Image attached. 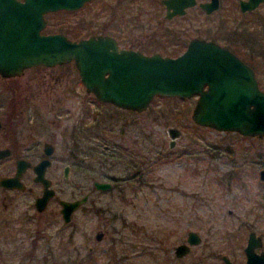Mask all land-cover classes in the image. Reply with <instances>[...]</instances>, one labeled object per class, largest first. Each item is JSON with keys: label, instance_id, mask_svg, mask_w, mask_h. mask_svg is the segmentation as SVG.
<instances>
[{"label": "rangeland", "instance_id": "374dc122", "mask_svg": "<svg viewBox=\"0 0 264 264\" xmlns=\"http://www.w3.org/2000/svg\"><path fill=\"white\" fill-rule=\"evenodd\" d=\"M154 2L155 0L129 3L125 0H90L82 7L59 16L62 17L63 23L69 24L75 31H80V35L85 34L83 28L87 26L91 27L94 34L101 33L103 28L107 31L115 24V18L119 17L121 20L129 21L122 22L124 32L127 34L124 44L140 46L141 41L149 38L155 30L156 33L161 34L165 27L171 30L180 25L176 20L160 24L162 9ZM139 8H142L143 13L137 16V20L130 19V16H136L134 13ZM263 13L262 6L254 12L240 13L234 2L221 0L219 8L207 19H202L200 16L196 21V12H190L188 16L195 18V22L192 20L194 25H198L196 22L200 20L201 23L203 20V24L196 26V30L191 32L193 35L219 37L228 34V30L236 24V21L248 20L249 29L254 26L259 29L260 25H254L252 21L260 20ZM59 16L52 15L46 19V22L51 24L57 21ZM133 21L136 23H130ZM133 24L137 29H132ZM245 34L250 39L249 32L245 31ZM167 35L169 39L175 36L171 31ZM161 37L159 36L158 39ZM253 39L256 41L258 36ZM256 70L257 77L264 84V63L261 59ZM49 71L52 75L55 73L57 78L47 79L51 87L46 85L41 88L44 91L41 98L58 100L57 103L61 106L70 105L78 114L83 103L90 104L94 110L108 111L112 116H116L111 118L112 129L123 128L124 132L119 143L131 146L133 140H136L133 146L140 147L143 152L151 149L153 161H156L154 160L156 150L160 155L157 163L152 164L150 170L143 172L142 178L147 180L146 184L139 186L135 183L134 177H131L133 186H120V191L113 189L111 192L99 194L104 201L111 202L113 211L121 209L126 219L129 217L136 219L135 233L128 232L129 237L124 241L125 243L132 239L134 247L127 250L122 249L125 246L123 244L120 245L121 248L118 247L119 254L126 250L129 256L120 264H223L220 259L222 254L228 256L233 264H243L242 248L246 242L247 232L251 229L261 237V248H264V199L262 198L264 181L259 182L257 173L260 165H264V136L261 138L242 136L237 132L217 131L194 124L190 119V113L195 97L155 96L148 110L141 113L117 109L102 103H87L85 100H92L94 97L77 84V76L70 64ZM34 72L36 71L25 72L20 80L27 79ZM35 87L36 85L30 84L32 90ZM123 122L126 124L124 127ZM169 126L179 129L172 148L168 147L169 137L166 133ZM145 132L149 133L146 137ZM112 135L110 132L105 133L109 140L114 138ZM98 139L91 138L95 142ZM224 146H228L230 150L223 149ZM183 148L194 150L195 154L189 157L188 154L178 155ZM82 156L84 157L83 154L78 155V157ZM61 161L65 163L68 160ZM111 168L110 173L119 176L133 172V169L125 167L120 162H116ZM60 169L61 163L58 171ZM228 171L234 180L229 187L221 185L215 179V176L225 175ZM87 176L79 166L70 164L65 181H61L58 173L60 189L57 193L63 198L80 196L86 188ZM121 191L128 198V204L120 201L118 194ZM75 216L81 217V213ZM58 224L56 213V223L48 230L52 231ZM79 228L77 227L73 233L71 242L78 246L83 244V235L88 234L86 230L89 227L80 223ZM189 230L195 231L200 236V242L190 245L185 255L174 257L172 248L184 242L186 232ZM106 242L105 240L101 243V247H106ZM49 243L51 246L56 244L57 238ZM107 252L109 250L99 248L95 263L92 264H110L107 260L113 263L116 257Z\"/></svg>", "mask_w": 264, "mask_h": 264}, {"label": "flooded vegetation", "instance_id": "af4514ba", "mask_svg": "<svg viewBox=\"0 0 264 264\" xmlns=\"http://www.w3.org/2000/svg\"><path fill=\"white\" fill-rule=\"evenodd\" d=\"M207 1L209 0H194L193 4L184 7L183 13H175L168 17L167 11H171L172 8H166V4L161 0H155L154 4L162 9L160 24L176 20L180 25L171 28V30L165 27L161 34L156 33L155 30L149 38L141 41L140 46L131 43L124 44L127 34L124 32L122 22L124 23L126 20H121L119 17L115 18L116 22L111 29L106 31L103 28L101 33L96 34L112 36L119 48L137 49L144 54L157 52L167 56H176L181 53L193 38L213 41L228 48L248 64L254 71L258 87L264 91V84L256 75L257 70L243 58L249 52L248 46L242 37L235 33L244 28L248 20L245 22L236 21V24L228 30V34L225 36L202 37L192 34L196 30V26L203 24V20L201 23L199 20L196 22L198 25H194L192 20L195 22V18L188 16L189 13L196 12V21L198 18L200 19V16L202 19H207L219 8L221 2L218 0L217 7L206 13L198 6V2ZM228 1L234 2L240 13L254 12L259 6L264 8L260 3L254 9L242 12L238 6V0ZM142 13V8H139L134 13L136 16L132 15L130 19L137 20V15ZM132 29H137V26L133 24ZM157 31L159 30L157 29ZM170 31L175 35L171 39L167 35ZM159 36L160 39H158ZM66 64L71 65L77 76V84L85 90L72 61L53 66L39 64L23 68L19 74L0 75V264H92L95 263L96 252L99 248L109 250L107 254L116 257L113 263L111 260H107L108 263L120 264L129 257L125 251L134 247L132 239L125 243L124 241L129 237L128 232L135 233L136 219L134 217L126 219L124 211L121 209L113 211L111 202L104 201L99 197V194L111 192L113 189L120 191V186H133L131 177H134L135 183L139 186L146 184L147 180L142 178L143 172L150 170L152 164L157 163L160 155L156 150V157H154L156 161H153L150 154L151 149L143 152L140 147L133 146L136 144V140H133L131 146L119 143L124 132L123 128L121 130L112 129L111 118H116V116H112L108 111L94 110L90 104L83 103L78 114L77 110L71 108L70 105L61 106L60 103H57L58 100L41 98L44 94L41 88L46 85L51 87V83H48L47 79L56 80L57 78L56 74L52 75L49 69L62 67ZM29 70L36 72L27 79L20 80ZM30 84L36 85L34 90L30 88ZM191 97L196 99L197 95ZM85 102L107 104L117 109L136 113L147 111L150 104L143 110L135 111L119 108L112 103L97 100L95 97L92 100H85ZM122 125L126 126L124 122ZM169 127L166 129V133L170 138ZM176 129L179 134V129ZM109 132L114 137L110 140L105 136V133ZM144 135L146 137L149 133L145 132ZM262 136L251 137L261 138ZM91 138L99 139L95 142ZM169 140L168 147L172 148L174 142L170 146ZM58 154H63V156L58 157ZM81 154L84 157H78ZM64 159L68 161L65 163L61 161ZM116 162L133 169V172L125 176L110 173L111 167ZM60 163L61 169L58 171ZM70 164L79 166L88 175L87 185L84 184L83 188L85 185L86 188L82 189L80 196L63 198L57 193L60 189L57 176L59 173L61 181H65L68 177ZM40 167H43L42 175L46 183L37 178L36 170ZM261 169H264V165H260L257 171L259 182L264 181V179H259ZM95 173L97 175H94ZM94 181L106 182L109 186L106 189H99L95 187ZM48 191L51 193L45 199L44 204L42 206L37 204V199L43 192ZM118 197L120 201L128 204L129 200L124 192L121 191ZM80 198L83 199L71 211L69 220H63L60 212L61 201ZM56 213L59 224L55 229L49 231L48 229H51L52 225L56 223ZM77 213H81V217H76ZM80 223L89 229L86 230L88 234L84 233L83 235V244L78 246L71 242L73 233L77 227L79 228ZM56 238L57 243L51 246L49 242ZM105 240L107 241L106 247H101V243ZM121 244L125 245L122 249L126 250L119 254L118 247ZM172 253L174 257L178 258L174 254V247Z\"/></svg>", "mask_w": 264, "mask_h": 264}, {"label": "water", "instance_id": "95a60500", "mask_svg": "<svg viewBox=\"0 0 264 264\" xmlns=\"http://www.w3.org/2000/svg\"><path fill=\"white\" fill-rule=\"evenodd\" d=\"M88 0H0V75L19 74L23 68L73 62L85 90L97 100L135 111L145 109L154 96L188 98L197 95L191 109L193 123L217 131L241 135H264V91L258 85L253 69L228 48L204 39H191L176 56L137 49L119 48L107 34H91L72 39L63 32H43L44 14L57 10H75ZM167 16L181 14L194 0H161ZM264 0H238L240 11H250ZM218 0L198 2L206 13L215 9ZM169 145L178 130L168 128ZM43 178V167L36 170ZM264 179V169L259 171ZM99 189L109 184L94 181ZM51 192L37 199L42 206ZM83 198L61 201L63 220ZM200 242L193 230L186 232L184 242L174 246L177 257L185 255L190 245ZM261 237L248 231L242 248L243 264H264ZM260 248L259 251L256 249ZM223 264H233L222 254Z\"/></svg>", "mask_w": 264, "mask_h": 264}, {"label": "trees", "instance_id": "16d2710c", "mask_svg": "<svg viewBox=\"0 0 264 264\" xmlns=\"http://www.w3.org/2000/svg\"><path fill=\"white\" fill-rule=\"evenodd\" d=\"M128 3L129 2H135V1H139V0H126ZM70 11L67 10H57V11H53V12H47L44 15L45 20L47 18H49L52 15H57V16H61L62 14H66V13H70ZM59 16V17H60ZM139 16V15H137ZM262 18L258 21H252L255 24H259L260 27L259 29H256L255 26L251 29H249L248 24L249 22H247V24L245 25L244 28H242L241 30L236 31L235 33L239 34L242 39L244 40L245 44L248 46V54H245V56L243 57L244 60L246 62H248L254 69H257V66H259V59H261V61L264 63V13L262 14ZM47 21V20H46ZM81 22V21H79ZM251 22V23H252ZM54 26H52V25ZM46 22L45 27L43 28V32H63L65 35H67L68 37L72 38V39H77L80 37H85L89 34H94V32L91 30V27L87 26L83 29H85V34L84 35H80V31H75L74 28H71L72 26H70L69 24H65L63 23L62 17H60L57 21H53L52 23ZM262 26V27H261ZM245 31L249 32V37L250 39L247 37V35L245 34ZM263 31V34H261ZM258 36V39L255 41L254 39L252 40V38ZM196 128L198 126L194 125ZM217 149V147H214ZM223 149H229L230 148L228 146H224L222 147ZM211 149V148H210ZM214 153H216V151H214ZM188 154L187 157L192 156L195 154L194 150H190L188 148H183L178 152V155H185ZM216 181H218V183H220L221 185L227 186L229 187L230 183L233 180L232 175L229 173L222 175V176H215ZM262 198L264 199V194L262 193Z\"/></svg>", "mask_w": 264, "mask_h": 264}]
</instances>
